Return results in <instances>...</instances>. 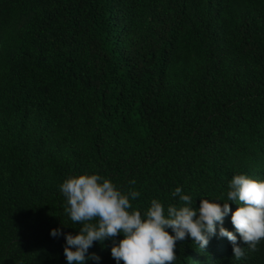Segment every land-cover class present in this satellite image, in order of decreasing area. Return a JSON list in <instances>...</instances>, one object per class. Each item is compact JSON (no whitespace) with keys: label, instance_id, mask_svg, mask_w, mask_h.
<instances>
[{"label":"trees","instance_id":"1","mask_svg":"<svg viewBox=\"0 0 264 264\" xmlns=\"http://www.w3.org/2000/svg\"><path fill=\"white\" fill-rule=\"evenodd\" d=\"M93 172L137 209L264 180V0H0V264H66L59 185ZM242 247L185 238L173 264H264Z\"/></svg>","mask_w":264,"mask_h":264},{"label":"clouds","instance_id":"2","mask_svg":"<svg viewBox=\"0 0 264 264\" xmlns=\"http://www.w3.org/2000/svg\"><path fill=\"white\" fill-rule=\"evenodd\" d=\"M59 191L65 198V214L73 224H79L75 234L60 228L49 232L53 238L63 235L66 264H99L100 257L89 249L94 242L103 244L109 239L115 264H173L177 241L187 238L202 250L213 236L227 238L232 257L240 260L245 254L243 245L254 252L264 240V180L244 173L234 174L228 181L226 199L200 198L198 207H194L192 196L177 186L171 192L177 203L165 207L152 198L147 208H134L131 201L140 192L123 191L95 172L66 177ZM230 202L237 206L234 210ZM230 211L236 234L223 226ZM118 235L121 238L114 239Z\"/></svg>","mask_w":264,"mask_h":264}]
</instances>
